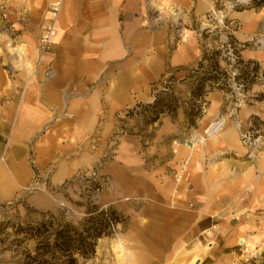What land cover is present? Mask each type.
<instances>
[{"label":"crops","instance_id":"0c3cea01","mask_svg":"<svg viewBox=\"0 0 264 264\" xmlns=\"http://www.w3.org/2000/svg\"><path fill=\"white\" fill-rule=\"evenodd\" d=\"M52 1L6 0L10 15L0 23L2 39L13 37L16 44L0 60V216L14 207L22 216L27 209L56 213L66 195L74 196L70 189L56 190L105 159L100 201L126 222L118 239H99L93 255L78 264L236 259L235 248L252 241L249 231L264 228V164L247 156L219 90L203 98L207 108L185 134L189 75L203 55L198 28L222 1L62 0L54 44L40 56L39 27ZM155 7L166 22L156 28L145 24ZM174 16L186 30L183 38L168 25ZM226 19L239 43L264 36V6L227 7ZM240 59L261 63L264 52L243 50ZM166 83L185 88L174 116L161 114L111 142L119 116L151 105L153 87ZM252 116L264 121V106L241 109L239 126ZM220 118L219 132L203 140ZM179 136L185 141H176ZM31 154L40 178L56 193L25 192L34 177ZM215 224L205 251L198 237ZM0 264L19 262L0 247Z\"/></svg>","mask_w":264,"mask_h":264},{"label":"rangeland","instance_id":"374dc122","mask_svg":"<svg viewBox=\"0 0 264 264\" xmlns=\"http://www.w3.org/2000/svg\"><path fill=\"white\" fill-rule=\"evenodd\" d=\"M221 1V3H218L217 9L215 11L217 17L215 18L212 15L206 16V18H204L203 20V26L201 25L198 28V34L200 36L201 48L203 52L205 50H213L220 52L219 64L221 68L226 72V76L228 78V91H226L225 89L219 90L217 88L207 89L205 96L208 93H211L213 90H219L223 92V94L226 96L223 111H225L226 114L229 115L228 119L232 121L233 124L236 126L239 134V139L244 148L247 150V156L252 161H257L258 163L260 162L264 164V121H261L256 116H252L249 120V124L245 128L240 127L239 122L237 121V114L241 109H251V107H256L257 105L264 106V62H256L259 66L257 83L252 86L249 90L244 92L242 86L244 82L242 81V79H233L234 77L239 78L241 76V66H237L236 63L231 64L227 60L228 55L226 53V45L237 47L236 50L238 52L236 51L234 53V55L236 56V60L237 58L240 59V53L243 50H248L251 52H264V36L253 38L249 43L246 44L237 42L233 38L232 29L228 27L229 25L226 19V14L227 7H229L231 10H236L237 8L242 7V3H237L236 0ZM6 4V0H0L1 24L7 22L8 15H10ZM5 24L7 27L8 23ZM3 32L4 29L1 28L0 60L3 55L8 54L7 50L16 47V44H14L13 42V37H3L2 39L1 36ZM187 88L189 89V86H187ZM153 91H155V95H158L160 93L168 94L170 95L171 99H174L177 104H179L178 98L185 92V88L177 86L173 83H166L153 87ZM203 98L195 102L196 105L200 107L201 114L197 119H195L194 127L188 126L189 129L187 132H185L186 137L188 133L192 132V129L196 127L197 121L202 117L203 112L207 108L206 101H204ZM138 105H136L132 109L126 110L122 115L119 116V127L117 131L112 134L110 138L111 142L116 143L121 137L131 135L134 129L137 130L138 127V129H142L147 125L146 117L140 114L139 111L137 113L134 112V109ZM223 124L224 121L222 118L211 123L205 130L202 139L206 140L212 138L216 133L219 132ZM212 127H215V129H217L210 135L207 132ZM175 139L178 142L185 141V137L183 136H179ZM104 163L105 159H101L96 164V166L93 167V169L87 171V173L77 174L73 180L65 182L61 187L56 190V192L64 193L70 189L74 196L71 193H69L70 195H66L67 202L60 206L59 211L52 214L53 217L60 219L62 222L69 223L75 227H80L85 218L87 217L88 211L91 210L93 207H96L100 210L110 209L104 207L100 201L103 186L107 182L106 178L103 177L100 173V170ZM46 190H49L48 186H46ZM49 192L53 194L56 193L54 189L49 190ZM34 193L37 192H33L32 194ZM10 207L12 206H8V208ZM116 214L118 215L120 221L118 224L115 225V232H113L111 236L103 238L113 240L119 238V235L123 230L126 220L118 213ZM47 215L48 214L38 213L33 210L31 211L27 209L26 215L22 216L19 214L16 207H14V209L4 210L2 215L0 216V247L2 251H10L13 256L17 258L19 264H22L23 252H32L36 247L35 241L32 240L21 243L20 241H22V237L15 236L13 234V230L9 227V224L15 226L30 224L34 226L43 220H47ZM215 226L216 224L211 226L210 228L205 229L202 234L198 237L205 251H208L206 245L210 241H213V239L215 238L214 236H212V233L215 231ZM249 233V235H254L256 237L253 236L252 241L245 243V245H238L235 248L237 255L236 259L227 262L228 264H264V228H253L249 231ZM192 247L193 246H190L189 249H191Z\"/></svg>","mask_w":264,"mask_h":264},{"label":"trees","instance_id":"16d2710c","mask_svg":"<svg viewBox=\"0 0 264 264\" xmlns=\"http://www.w3.org/2000/svg\"><path fill=\"white\" fill-rule=\"evenodd\" d=\"M263 6L264 0H248L236 11ZM219 55V51L205 50L198 67L189 75L191 102L187 106L188 126L194 127L195 119L200 116L201 109L195 102L205 96L207 89L228 91V78L219 64ZM236 65L241 66V76L233 79H242L245 92L257 83L259 66L256 62H242L239 58ZM177 107V102L170 95L160 93L151 105H138L136 108L146 117V123L152 124L161 114L167 113L173 117ZM47 217V220L34 226L9 224L13 234L22 237L21 243L35 241L36 247L32 252H23L22 264H78L80 259H88L93 255L97 241L111 236V226L120 221L115 211L96 207L88 211L80 227L62 222L50 214Z\"/></svg>","mask_w":264,"mask_h":264},{"label":"built area","instance_id":"2783aa9c","mask_svg":"<svg viewBox=\"0 0 264 264\" xmlns=\"http://www.w3.org/2000/svg\"><path fill=\"white\" fill-rule=\"evenodd\" d=\"M142 1L150 4L152 1L155 0H142ZM247 1L248 0H236L237 3H242V4H246ZM61 7H62V0H53L48 6L46 17L39 28L40 37H39L38 50L40 56L50 53L52 49V46L54 44V38L56 35V22L59 13L61 11ZM152 11L153 13H152L151 21L145 23L147 26L152 25V27L156 28L159 25L166 23L162 18L159 7L152 8ZM210 15H212L215 18L217 17V14L215 12H212ZM168 25L175 31L178 38H183L185 36L186 30L182 26L181 21H179L176 16H174L173 19L168 21ZM235 49H237L236 46L226 45V53L228 55L227 60L231 64L236 63V56L234 55ZM49 75L50 74L48 73L47 77H49ZM138 111L139 110L137 108L134 109L135 113H137ZM216 129L214 128V130H212L209 134L211 135V133L214 132ZM28 162L31 166V169L33 170L34 177L32 183L30 184V186H28L25 189V191L29 193H33V192H41L46 190L47 184L45 181H43L40 178L39 170L37 168L33 154L29 155ZM111 231L115 232V225L111 226Z\"/></svg>","mask_w":264,"mask_h":264},{"label":"bare ground","instance_id":"6f19581e","mask_svg":"<svg viewBox=\"0 0 264 264\" xmlns=\"http://www.w3.org/2000/svg\"><path fill=\"white\" fill-rule=\"evenodd\" d=\"M214 128L212 127L211 129H209L207 133H210L212 130H214Z\"/></svg>","mask_w":264,"mask_h":264}]
</instances>
